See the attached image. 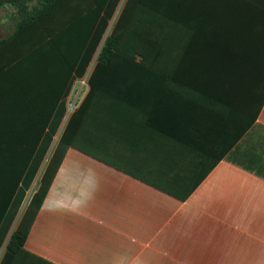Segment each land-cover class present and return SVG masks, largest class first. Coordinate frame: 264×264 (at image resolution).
Masks as SVG:
<instances>
[{
	"label": "crops",
	"instance_id": "0c3cea01",
	"mask_svg": "<svg viewBox=\"0 0 264 264\" xmlns=\"http://www.w3.org/2000/svg\"><path fill=\"white\" fill-rule=\"evenodd\" d=\"M70 2L90 3L0 0L13 10L0 43L20 8ZM133 9L110 80L88 83L72 111L69 76L55 109L63 66L39 59L29 75L16 70L30 35L0 46V264H264V0ZM62 105L58 132L76 113V145L60 152L23 248L8 252L55 150L58 132L39 162Z\"/></svg>",
	"mask_w": 264,
	"mask_h": 264
},
{
	"label": "trees",
	"instance_id": "16d2710c",
	"mask_svg": "<svg viewBox=\"0 0 264 264\" xmlns=\"http://www.w3.org/2000/svg\"><path fill=\"white\" fill-rule=\"evenodd\" d=\"M89 2L88 7H74L73 2H70L73 7L53 8V6L50 5L41 10H36L33 14L27 13L28 9L20 8L19 13L23 18L19 21L20 23L14 35L0 43V46H2L8 44L12 40L15 42L17 40H22V36H31H29V54L26 53L20 60L21 62L16 64V70L23 76L33 73V70H31L29 66H31V63L35 60L51 59L55 65L60 67L63 66V69H61L63 72L57 71L59 74L55 78L56 84H59V87H61L55 88V109L58 107L57 100L60 97L58 92H61L62 86L68 83V76L69 81L71 80V85H73L77 78L83 77L84 72L90 66L95 53L98 51L97 49H99L102 44L104 35L109 26L108 23H110L120 0H89ZM135 2L136 0H126L110 35L100 49L101 52L99 54L97 66L88 80L91 89H94L97 82L103 79L102 76H100V70L106 69L109 71L111 66L118 62L117 53L126 48L124 35L127 29H129L130 14L134 10ZM18 42L22 44V41H17V43ZM123 60L126 61L127 59L123 58ZM64 115L65 105H62L61 109L56 114L52 132L50 131L46 137L43 151L40 153V163L46 154L45 152L52 143L53 135L57 134ZM76 118V113L72 114L67 126H65V131L62 132L55 146L50 163L41 178L40 188L26 208L10 240L7 247L8 252L18 251L23 248L30 227L49 191L56 169L62 161L63 156L59 157V154L61 155L60 152L63 151L65 147L68 148L69 146L76 145V137L72 128ZM47 123H49V121ZM19 203L21 202L18 201L15 203L16 208L10 217H8L2 238L6 236V231L8 233V229H10L14 221L16 212L20 206Z\"/></svg>",
	"mask_w": 264,
	"mask_h": 264
},
{
	"label": "rangeland",
	"instance_id": "374dc122",
	"mask_svg": "<svg viewBox=\"0 0 264 264\" xmlns=\"http://www.w3.org/2000/svg\"><path fill=\"white\" fill-rule=\"evenodd\" d=\"M125 2H126V0H120V3H119V5H118V7L116 8V11L114 12V15H113V17H112L110 23H108L109 26H108V28H107V30H106L105 35H104V38H103L102 44H101V46L99 47V49H97L98 51H97V53H95V56H94V58H93V60H92V63L90 64V67L88 68V72H87L86 76L83 77V78L77 79V80L74 82V86H73V89H72V94H71V97H70V100H69V102L71 103L70 106H69L70 111H72V110L75 108L76 102H74V101H75L76 99H79V97H80V93H82L83 88L86 87L87 84L89 83L88 80H89V78L91 77V75H92L94 69H95L96 66H97V62H98V58H99V54H100V52H101L100 49H101L102 46L104 45V43H105L107 37L110 35V33H111V31H112V29H113V27H114V25H115L114 23H116V21H117V19H118V17H119V14L121 13V10H122V8H123ZM36 10H40V9H38V8H35L34 10H32V9H28L27 13L33 14L34 12H36ZM12 11H13V10H4V11L2 10V11H0V21H5V22H8V24H10L9 21L11 20L10 17H11V15H12ZM17 12H18V19H19V21H21L23 17H22V15L19 13V10H17ZM19 21H17L18 23H17V25H16V27H15V29H14L13 32L16 31V29H17V27H18V24L20 23ZM7 29H8V28H7ZM1 30L4 31L5 33L7 32L8 34H10V31H8L9 29L6 30V28H5L4 25H3V28H1ZM100 71H101V72H100V73H101L100 76H102V78H103L102 81L110 80V76H109V75H111V74H110V72H109L108 70H106V69H102V70H100ZM62 132H63V127L59 130L58 134H57L56 137H55V143H54V146H56V144L58 143V141H59V139H60V136H61ZM12 226H13V224H12ZM10 228H11V226H10ZM16 228H17V222H16V224L13 226V229H11L12 231H11L10 233H8V238H7L8 245H9V243H10V240H11V238H12V236H13V234H14ZM7 247H8V246H7Z\"/></svg>",
	"mask_w": 264,
	"mask_h": 264
}]
</instances>
